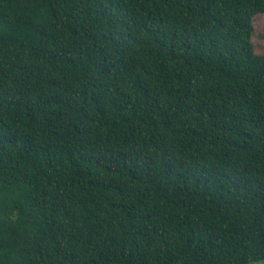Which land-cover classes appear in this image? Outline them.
I'll return each mask as SVG.
<instances>
[{
    "label": "trees",
    "instance_id": "trees-1",
    "mask_svg": "<svg viewBox=\"0 0 264 264\" xmlns=\"http://www.w3.org/2000/svg\"><path fill=\"white\" fill-rule=\"evenodd\" d=\"M264 0H0V264L264 259Z\"/></svg>",
    "mask_w": 264,
    "mask_h": 264
},
{
    "label": "rangeland",
    "instance_id": "rangeland-1",
    "mask_svg": "<svg viewBox=\"0 0 264 264\" xmlns=\"http://www.w3.org/2000/svg\"><path fill=\"white\" fill-rule=\"evenodd\" d=\"M255 33L252 41L258 53H264V12H260L254 17ZM251 264H264V259L251 262Z\"/></svg>",
    "mask_w": 264,
    "mask_h": 264
}]
</instances>
